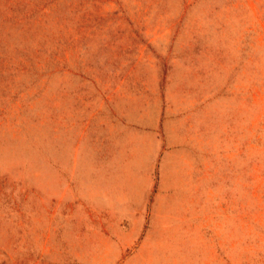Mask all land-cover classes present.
Wrapping results in <instances>:
<instances>
[{
    "label": "rangeland",
    "instance_id": "374dc122",
    "mask_svg": "<svg viewBox=\"0 0 264 264\" xmlns=\"http://www.w3.org/2000/svg\"><path fill=\"white\" fill-rule=\"evenodd\" d=\"M0 264H264V0H0Z\"/></svg>",
    "mask_w": 264,
    "mask_h": 264
},
{
    "label": "crops",
    "instance_id": "0c3cea01",
    "mask_svg": "<svg viewBox=\"0 0 264 264\" xmlns=\"http://www.w3.org/2000/svg\"><path fill=\"white\" fill-rule=\"evenodd\" d=\"M172 151H174L172 148H169V149L166 150V152H168V153L165 154V155L167 156V158H170V157H172V155H174V153H173ZM179 178H180V177H178V180H179ZM140 222H141V221H140ZM142 223H143V222H142ZM150 228H151V224H150V222H149V228H147L146 231L148 232ZM130 232L133 233V234H135V236H138V235L142 232V224H141V226H140L139 228H135V229L132 228V229L130 230ZM145 240H146V235H145V236L142 238V240L140 241L137 250L139 249V247H141V246L143 245V243L145 242Z\"/></svg>",
    "mask_w": 264,
    "mask_h": 264
}]
</instances>
